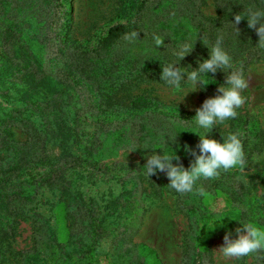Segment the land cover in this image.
Segmentation results:
<instances>
[{"label": "trees", "instance_id": "trees-1", "mask_svg": "<svg viewBox=\"0 0 264 264\" xmlns=\"http://www.w3.org/2000/svg\"><path fill=\"white\" fill-rule=\"evenodd\" d=\"M149 1L117 0V14L131 8L133 19L111 26L92 50H83L77 55L79 61L76 65L63 64L57 70L53 68L48 71L55 59L45 62V50L41 44L34 50L31 33L18 26L16 12L23 14L25 8L37 6L41 11V21L29 17H23V20L25 27L35 23L34 28L41 32L43 42L47 40L48 29L54 24L48 18L52 4L60 0H37L35 3L33 0H0V161L6 160L10 171L17 173L15 177L11 173L12 180L6 182L4 178L9 170L0 171V264H77L76 261L89 257L93 252L89 250L90 245L98 248L96 253L110 259H120L127 253L129 256L127 245L138 231V227H132L131 223L137 218L129 219V213L121 217L113 211L103 212L100 209L106 205L101 206L96 202L99 212L95 213L92 200H86L77 188L82 178L81 169L100 170L101 163L117 157L122 150L137 148V144L140 145L149 137L150 130L144 122L150 120L146 116L151 110L145 111L144 105H139L142 98L137 103L129 101L124 104V97L120 95L122 90L139 79L161 78L162 66L168 64L187 72L193 71L199 66L197 62L205 57V48L213 46L218 36L226 34L222 43L226 45L229 39L227 32L237 39H244L246 32L255 31L248 28L247 17L237 25L238 28L234 24L236 14L244 15L253 5L258 7L245 0H214L217 8L215 15L198 22L190 18L192 14L186 8L183 12L175 9L178 0ZM153 4H159L162 9L169 7L175 12L172 19L163 21L169 33L163 39L169 49L158 52L151 44L138 40L116 51L115 46L125 32L137 31L146 41L152 37L143 20L145 12ZM57 36V53L61 55L63 46L69 42L68 32L62 37L57 32ZM186 42L192 46L200 42L203 47V50L200 49L198 44L199 49L190 53L193 56L188 62H185L187 58L181 60L173 55L174 50ZM70 43L76 44L77 40L72 39ZM245 43L244 40L234 42L230 47V55L236 56L237 53V60L232 63L230 71H242L254 60L264 58V48ZM198 53L201 57L196 59ZM233 55L231 62L234 60ZM223 73L225 71L219 69L216 73L205 75L206 81L213 79L207 83L208 88L224 84ZM243 118L239 121L241 127L237 126V129H243ZM16 130L24 134V140H16ZM174 131L182 133L185 128L177 125ZM52 144L59 145L67 152L62 151L59 158H53L49 154ZM242 144L244 150L246 145ZM73 148H77L79 153H73ZM117 165L119 168L125 166L114 163V166ZM248 168L245 166L244 169ZM41 188L58 192L66 208L69 235L65 242H58L53 235V243L48 245L49 251L36 247L34 238H29L32 242L30 246L16 251L13 238L17 218L23 215L20 209L23 203L32 202ZM117 200L119 197H115L111 204ZM247 200L250 209L255 201L250 197ZM183 203L180 202L177 208L189 214V229L197 227L203 207L195 202ZM258 221L264 223L261 213ZM258 221L254 224L261 227ZM76 223L78 225L74 227ZM137 223L141 225V221ZM186 244L188 233L183 236L181 263L204 264V253L194 252L191 258L190 253L184 251ZM105 245L110 247L107 252L101 250ZM118 262L143 264L140 259L134 258Z\"/></svg>", "mask_w": 264, "mask_h": 264}, {"label": "rangeland", "instance_id": "rangeland-1", "mask_svg": "<svg viewBox=\"0 0 264 264\" xmlns=\"http://www.w3.org/2000/svg\"><path fill=\"white\" fill-rule=\"evenodd\" d=\"M33 2L35 3L37 0H33ZM245 2L258 6L253 5V10L264 11L263 0H245ZM215 3L214 0H192L191 2L178 0L175 9L183 12V9L186 8L192 14L190 18H194V21L198 22L215 15L217 10ZM117 5V0H60L58 3L54 2L48 16L49 22L54 24L48 29L47 40L43 42L41 41V32H37L34 28L33 24L35 23L30 21L32 25L25 27L26 24L23 20V17H29L41 21V11L36 5L25 8L23 14L17 11L16 21L22 30L31 33L30 38L34 50H37L41 44V48L43 51L45 50V62L55 59L52 62V67H47L48 71H51L53 68L57 70L58 66H63V64L76 65V62L79 61L77 55L83 50H92L111 26L124 24L133 19L134 12L131 8L117 14ZM160 5L153 4L144 14L143 22L152 37L147 38L146 41L143 35L139 34V38L135 42L138 40L140 43L146 42L158 52H163V50L169 49V45L164 42V45L158 48L153 40V35H159L162 38L169 35L167 28L163 26V21L172 19L175 12L169 7L162 9ZM196 11L199 12L196 13ZM201 16L203 17L201 18ZM57 32L61 37L68 32L69 37V42L63 46L61 55L57 53L59 45ZM227 34L229 36L228 43L222 44V48L231 59L233 54L230 55V47L234 42L244 40L247 45L257 44L259 41L256 31L246 32L244 39H237L228 32ZM223 36L226 34L224 33ZM72 39H76L77 43L71 44ZM129 44L131 43L121 39L115 49L116 51L125 49ZM198 44L200 45V42ZM198 44L193 45V50L199 49ZM200 49L203 50L202 45H200ZM205 50L206 55L203 60L210 58V49L205 48ZM247 51L248 49H246ZM235 55L237 56V53ZM192 56L190 53L186 55L185 62L192 60ZM236 56L231 63L237 60ZM200 57L201 54L198 53L195 58ZM181 70L187 72L185 69ZM225 71L231 72L230 69ZM241 72L249 85L242 92L246 98L245 104L236 110L238 113L236 118L229 119L224 124L215 125L208 137L223 143V137H227L230 131L240 133L241 141L246 145L244 153L248 161L246 166L249 168L241 170L236 167L227 172L221 170L220 176L216 179L197 181L195 188L202 186L208 193L207 197L199 195L195 188L191 193L176 192L168 186L170 181L165 173L159 172L158 175L149 177L144 172L146 170L144 165L148 156L155 151L160 155H163V152L169 155L175 153L180 157V160H173L174 164L181 163L185 168L190 167L194 157L184 150V145L190 146L198 153L199 149L196 148V145L199 143L200 137L195 132L204 133L205 131L198 128L193 120L196 109L200 108L206 99L216 96L220 85L216 88H214L215 86L208 88L206 85L203 89L198 87L196 91L188 92L192 86L185 76V80L181 81L182 90H174L160 78L139 79L128 84L122 90L120 95L124 97V104L129 101L137 103L142 98L139 105L141 107L144 105L145 111L153 110L152 113L148 111L146 116V118L150 117V120L146 122L137 120L147 125L150 130L149 137L140 145L137 144V148L122 150L117 157L101 163L100 170L81 169L82 178L79 179L77 188L86 200L91 199L93 203L96 202L101 206L106 205L108 208L100 209L103 212L113 211L121 217L123 214L129 213V219L137 218L132 221L131 226L138 227V231L127 245L128 252L130 251L129 256L127 253L120 259H110L106 255L102 256L96 253L98 248L95 245H90L89 250H93V252L89 257L76 261L77 264H122L118 261H127L133 258L140 259L143 264H182L184 248L182 245L185 233H188V245L186 244L184 251L189 252L190 257H193L194 252L204 253L202 256L204 264H264V251L230 260H225L218 252L224 244L225 234L231 233L232 238L236 239L238 238L235 232L237 227H242V223L257 222L259 213L264 215V58L258 61L254 60ZM226 75V72L222 75L224 83ZM211 81L207 80L206 83ZM241 118L245 121V125L243 129H237V126L241 127L240 125H242L239 122ZM173 121L179 123L174 124ZM177 125L185 128V131L176 133L174 129ZM15 138L21 141L25 139V136L16 130ZM62 151L67 152L59 145L52 144L49 147V154L55 159L62 155ZM73 153H79L77 148H73ZM5 161H0V171L2 169L9 170L4 178L7 182L12 180V172ZM114 163L125 166L119 168L118 165L114 166ZM105 168L108 169L104 170ZM33 173L35 175L36 170ZM16 174V172L12 173L13 177ZM115 197H119V200L111 204ZM248 197L255 201L250 209H248L250 204L247 200ZM180 202H184L183 204L195 202L203 207L197 227L189 229L190 217L184 209L181 211L177 208ZM22 206L20 210L23 215L17 218V225L14 229L13 248L16 251L30 246L32 242L29 238H34L36 247L39 246L38 248L42 251H49L48 245L53 243V235L58 242L67 240L69 234L65 220L66 208L57 191L41 188L32 202L23 203ZM94 206V212H99L95 203ZM137 221H141L140 226ZM258 222L261 224L260 228H264V223ZM77 225L78 223L74 227ZM101 250L107 252L110 247L105 245Z\"/></svg>", "mask_w": 264, "mask_h": 264}, {"label": "clouds", "instance_id": "clouds-1", "mask_svg": "<svg viewBox=\"0 0 264 264\" xmlns=\"http://www.w3.org/2000/svg\"><path fill=\"white\" fill-rule=\"evenodd\" d=\"M245 17H247L248 28L254 29L259 36L258 46L264 48V11L249 8L244 15L236 14L234 22L236 27ZM138 38L139 33L137 31L125 32L122 37L128 43H134ZM153 40L158 48L164 45V39L159 35H153ZM203 43L208 46L206 41H203ZM222 43L223 36L220 35L213 46H208L210 58L198 61L199 66L193 71L184 72L173 64L162 66L160 79L174 90H182L181 81L185 80L186 76V80L192 86L188 92L196 91L198 87L203 89L208 85L204 79L205 75L216 73L219 69L225 71L233 68L231 57L222 48ZM193 49L192 44L186 42L181 44L177 50H174L173 55L183 60ZM225 72L227 73L226 81L218 87V94L206 99L203 105L196 109L193 120L198 128L205 131L204 133L192 131L200 137L199 143L196 145V148L199 149L198 153L190 146L184 145V150L194 157L190 167L185 168L181 163L174 164L173 160H180V157L175 153L169 155L163 152V155H160L155 151L148 156L144 165L145 174L149 177L156 175L158 172L165 173L170 181L168 186L180 194L193 192L197 181L201 179L218 178L221 170L227 172L236 167L243 170L248 164L240 133H230L227 137H223V143L208 137L215 125L224 124L225 121L236 118L238 115L236 110L246 102L242 92L249 85L243 73L238 70ZM173 123L178 124L179 122L173 121ZM195 191L201 196H208L202 186L195 188ZM235 232L238 238L233 239L231 233L225 234L224 244L218 250L225 260L250 256L264 251V228L248 222L242 223V227H237Z\"/></svg>", "mask_w": 264, "mask_h": 264}]
</instances>
